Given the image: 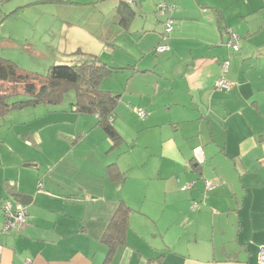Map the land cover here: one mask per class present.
Returning <instances> with one entry per match:
<instances>
[{
  "label": "crops",
  "instance_id": "obj_1",
  "mask_svg": "<svg viewBox=\"0 0 264 264\" xmlns=\"http://www.w3.org/2000/svg\"><path fill=\"white\" fill-rule=\"evenodd\" d=\"M159 1L135 0V16L124 28L120 0H0L1 25L10 22L9 32L0 31V49L39 52L36 39L24 41L22 34L33 26L35 36L50 31L55 18L63 51L121 67L100 88L121 95L112 123L124 142L112 148L94 115L70 108L72 97L45 111L72 119L68 129L11 126L0 117V204L9 199L15 207V195H27L20 204L26 220L14 230L2 231L0 208V264H104L108 246L101 237L119 201L130 207L128 228L106 264H259L264 0H165L174 27L164 40L169 48L156 53L163 31ZM37 4L51 8L34 22L27 7ZM229 32L239 36L236 51L226 44ZM220 76L232 86L215 89ZM197 147L204 155L199 165ZM111 162L123 180L108 177ZM207 180L216 183L211 190ZM187 183L193 186L182 190Z\"/></svg>",
  "mask_w": 264,
  "mask_h": 264
},
{
  "label": "trees",
  "instance_id": "obj_2",
  "mask_svg": "<svg viewBox=\"0 0 264 264\" xmlns=\"http://www.w3.org/2000/svg\"><path fill=\"white\" fill-rule=\"evenodd\" d=\"M134 4L135 1L132 4L120 0L117 5L118 23L124 28L135 16L132 8ZM76 54L81 56L76 62L52 64L44 75L29 72L0 55V117L12 110L39 104L58 105L63 100L64 93L72 89L75 96L70 101V108L75 112L94 115L95 125L110 139L112 148H117L122 144V137L114 127L112 119L121 95L119 92L101 89L100 83L121 67L108 65L95 55L79 51ZM13 96L20 98L14 99ZM199 164L202 163H196ZM106 169L111 180L124 179V173L115 162L109 163ZM129 213L130 207L119 201L101 237L102 242L108 246L104 264L109 261L117 246L124 243Z\"/></svg>",
  "mask_w": 264,
  "mask_h": 264
},
{
  "label": "rangeland",
  "instance_id": "obj_3",
  "mask_svg": "<svg viewBox=\"0 0 264 264\" xmlns=\"http://www.w3.org/2000/svg\"><path fill=\"white\" fill-rule=\"evenodd\" d=\"M44 7H48L50 11L51 5L45 4V5L39 6L37 4V5L27 7L29 16L32 18L34 22L36 21L34 18H36V16L39 15L40 12H43ZM44 9L46 10V8ZM46 17H50V16L46 15ZM33 21H30V24L34 25ZM80 22L83 23L84 21L80 20ZM1 23L2 22H0V31L6 30L7 32H9L10 29H8L7 28L8 26H5V25L10 22H6L4 26H2ZM51 23H52L51 25L53 26V27H50L51 30L49 31L47 29H43L42 34L40 35L35 36L34 32H32L34 26L31 28L29 27L28 30L24 31L23 34L21 33L22 36L24 35L26 37L24 41L30 42V40H34V38L36 39V43L42 46L39 52L38 51L31 52V51H24V50L15 51L12 49L11 50L10 49H3V50L0 49V52H2V54L4 55L3 57L13 56L15 60H18L19 63L17 64H19L21 68L26 69L29 72L31 71L32 73L39 74V75L46 74L49 66L52 64H59V63L68 64V63L76 62L74 61L75 55L72 54V52L70 53V52H67V51L65 52L62 50V47L60 45V38H62V36L60 37L59 36L60 32H58L59 27H60L59 20L52 18ZM5 37H8V35L6 34ZM74 96H75L74 91L72 89H69L68 91L64 93L63 100L58 105L39 104L34 107H26V108H22L18 110L16 109V110L9 111L7 114H5L6 117L4 118L5 120L8 121L7 125H10L12 123L11 126L18 127V126H23V125H31L32 127H36L39 124L40 125L49 124V125H54L55 130L56 129L58 130L68 129L72 124H74L72 119L68 118V116L61 118V119H56V117L54 116H47L45 111L46 110L48 111V109H52V108L60 109L62 105L65 106L66 103L69 102V99H71V97L73 99ZM13 98L17 99V98H20V96H13ZM10 99L11 98H9V100ZM84 115L86 117H90L87 114H84ZM1 122H2V119L0 118V125H2ZM3 130H4L3 126H0V131H3ZM4 138L6 141L9 140L10 146L14 148L13 147L14 143L7 136H3V140ZM24 141H26V143L29 144L28 143L29 141L23 140V142ZM30 145L32 146V144ZM4 146H7V145L4 143ZM29 155L36 156V154H34L33 152H29Z\"/></svg>",
  "mask_w": 264,
  "mask_h": 264
},
{
  "label": "built area",
  "instance_id": "obj_4",
  "mask_svg": "<svg viewBox=\"0 0 264 264\" xmlns=\"http://www.w3.org/2000/svg\"><path fill=\"white\" fill-rule=\"evenodd\" d=\"M127 3H132L135 0H125ZM157 11L160 15L163 16V31L161 35V42L155 47V52L160 53L169 48V45L165 43L164 40L168 38L169 33L173 30L174 27V20L170 16L172 12V5L168 4L164 0H160L156 5ZM238 40L239 36L236 33L229 32L228 38L226 41L227 46L232 48L233 51H236L238 48ZM229 65L228 59H225L220 64L221 73H224L227 71V67ZM232 86V83L226 80L223 76H220L217 78L214 82V88L215 89H221V88H229ZM136 114L139 117L145 116V110L143 108H136L135 109ZM193 158L196 163H203L204 161V155L202 152L201 147H197L193 150ZM193 183H187V185L183 186L182 189H188L192 187ZM216 183L214 181L207 180L204 182V186L206 190H211ZM38 187H42V183H38ZM1 211L4 215L3 223L1 226L2 231L7 232L13 229H16L21 224L25 222L26 219V210L23 206L20 204L13 207V202L9 199H4L1 202ZM197 202H192L190 204V207L192 209L197 208ZM257 260L259 264H264V246L260 247L257 254Z\"/></svg>",
  "mask_w": 264,
  "mask_h": 264
},
{
  "label": "water",
  "instance_id": "obj_5",
  "mask_svg": "<svg viewBox=\"0 0 264 264\" xmlns=\"http://www.w3.org/2000/svg\"><path fill=\"white\" fill-rule=\"evenodd\" d=\"M26 197H27V195H25V194H21V193H17V194L15 195V198H18L19 203H20L21 205H23V206L26 205V201H25ZM30 198H31V197H30Z\"/></svg>",
  "mask_w": 264,
  "mask_h": 264
}]
</instances>
